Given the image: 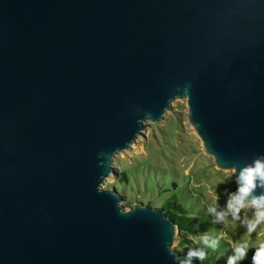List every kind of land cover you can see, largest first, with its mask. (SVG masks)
Wrapping results in <instances>:
<instances>
[{
	"label": "water",
	"instance_id": "1",
	"mask_svg": "<svg viewBox=\"0 0 264 264\" xmlns=\"http://www.w3.org/2000/svg\"><path fill=\"white\" fill-rule=\"evenodd\" d=\"M176 98L219 169L264 154V0H0V264H176L102 187Z\"/></svg>",
	"mask_w": 264,
	"mask_h": 264
},
{
	"label": "rangeland",
	"instance_id": "2",
	"mask_svg": "<svg viewBox=\"0 0 264 264\" xmlns=\"http://www.w3.org/2000/svg\"><path fill=\"white\" fill-rule=\"evenodd\" d=\"M187 116L186 99L176 98L159 121H144L145 129L130 148L115 154L112 159L115 172L105 179L102 187L114 188L117 174L124 170L127 181L118 192L125 210L135 203L159 207L175 198L191 217L196 245H200L199 237L205 232L221 237L216 251L208 249L205 264H226L234 244L243 240H247L249 248L247 257L239 264H252L255 248L264 242V224L249 236L246 228L230 216L226 223H212L213 218L207 214L212 197L216 192L219 194L222 208L227 198L225 189L235 191L236 184L233 178L217 186L227 179L230 170L216 167L213 158L202 151V143ZM244 215L242 212L241 216ZM247 215L253 214L249 211ZM173 244L175 248L178 245L177 234Z\"/></svg>",
	"mask_w": 264,
	"mask_h": 264
},
{
	"label": "clouds",
	"instance_id": "3",
	"mask_svg": "<svg viewBox=\"0 0 264 264\" xmlns=\"http://www.w3.org/2000/svg\"><path fill=\"white\" fill-rule=\"evenodd\" d=\"M227 173V179L218 182L226 183L234 178L236 189L228 191L225 189L226 202L221 208L220 196L216 192L211 203L207 206V214L210 215L212 223H226L230 216L232 221L239 223L246 228L247 235H251L256 229L264 224V154L255 155L251 162L242 165H233ZM251 211L249 217L247 212ZM245 213L242 217L241 213ZM221 237L213 236L207 232L199 237L200 247H192L187 250L186 257L178 260L175 252V245L165 241V248L173 257L176 264H192L194 259L204 260L207 258V250L216 251ZM249 244L243 240L234 244L232 254L227 257L226 264H239L247 257ZM252 264H264V242H261L252 254Z\"/></svg>",
	"mask_w": 264,
	"mask_h": 264
},
{
	"label": "trees",
	"instance_id": "4",
	"mask_svg": "<svg viewBox=\"0 0 264 264\" xmlns=\"http://www.w3.org/2000/svg\"><path fill=\"white\" fill-rule=\"evenodd\" d=\"M127 181L126 172L124 170L117 174L116 185L114 188L118 191L124 187ZM158 208H162L165 215L173 221L178 230L177 241L178 245L174 249L176 254L179 255V259L183 260L186 257L187 250L192 247H200L196 245L193 238L196 234L195 227L192 223L191 217L187 215L186 210L178 202L177 199L171 198L159 205ZM208 253V250H207ZM192 264H205L204 260L194 259Z\"/></svg>",
	"mask_w": 264,
	"mask_h": 264
}]
</instances>
